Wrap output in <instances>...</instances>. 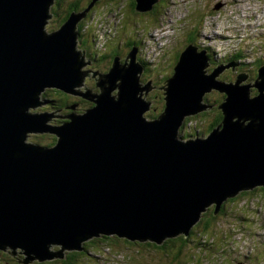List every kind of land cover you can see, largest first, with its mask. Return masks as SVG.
<instances>
[{
    "label": "water",
    "instance_id": "water-1",
    "mask_svg": "<svg viewBox=\"0 0 264 264\" xmlns=\"http://www.w3.org/2000/svg\"><path fill=\"white\" fill-rule=\"evenodd\" d=\"M103 1L48 32L56 0H0V250L22 264L63 259L103 236L157 245L188 237L210 207L217 214L241 191L264 187V66L254 83L245 73L220 81L238 65L210 71L207 50L191 43L159 88L162 114L147 120L155 87L141 81L137 46L108 72L90 71L97 92L80 89L92 61L79 50V26ZM159 1L135 0L136 11ZM48 89L94 105L52 124L53 114L31 111ZM213 90L225 95L222 122L206 138L183 140L185 118L214 108ZM44 133L56 143L27 141Z\"/></svg>",
    "mask_w": 264,
    "mask_h": 264
},
{
    "label": "rangeland",
    "instance_id": "rangeland-1",
    "mask_svg": "<svg viewBox=\"0 0 264 264\" xmlns=\"http://www.w3.org/2000/svg\"><path fill=\"white\" fill-rule=\"evenodd\" d=\"M72 1V0H68ZM79 1L80 4V9L84 8L88 4L90 0H75ZM189 0L186 1L185 5L187 4ZM196 1L199 6L192 7L188 11H185L184 9V3H182L181 0H177L176 2L180 7L177 8V10L171 8L170 11L174 12H169V5L170 4H165L163 8L160 9V11H163L162 15H160L159 18L164 16L167 11H168V16L167 19L168 21L165 23L163 22L162 26L159 27L157 30H155L154 34L157 37V40L160 43V49H163L164 51L168 52V57L162 62V63H155L152 65L157 66L156 68L153 69L152 76L150 77V80L153 81L151 85H153L152 92L149 93L148 98L153 102L152 109L145 114V118L148 120H153L148 118V114L154 110V113L158 114V116L162 113V102L160 104L158 103V96L156 94H159L160 92L162 97H163V90H160L159 88L163 87L165 84V78L166 80L172 76L173 74V68L177 59L178 54L184 50L185 46L187 45V41L190 37H193L196 33V41L199 42L200 37V27L203 25L202 33L210 35L213 37V35L208 31L206 28V25H212V21L209 22L210 18L207 16L206 20L204 21V15L210 13L213 10L212 4H216L218 1H224L226 0H193ZM238 1V0H235ZM240 3L239 5H234L227 3L223 4L224 11H219L217 10V18L215 22H217L218 30H225V34L227 36H233L231 47L230 48H225L226 50L223 51L224 54H227L230 52L233 54V57H238L240 58L242 55L244 56L245 51H240L239 49L243 46L244 44L242 41L246 40V37L248 36V41L246 45L249 47L248 55L244 59H233L231 61L228 60V57L226 58L227 61L225 62V65H229L231 63L237 64L236 68L234 71L229 72L231 75L230 78L231 81L236 79V76L238 77L240 74H243L241 72L242 70L239 69L240 66H243L244 69L246 70V73L251 74V76L255 77L256 71H252L254 69H257V65L261 64L262 61H259L258 56H264V41L260 35L261 31L254 32L253 34L248 33L247 30H250L251 25H255L256 23H264V0H258V2H255L254 0H249L247 2L241 3L242 0H239ZM115 3H121L123 4L120 9L121 12L124 11V17H123V22H122V28L115 25L116 18L119 19L118 12L112 13V14H106V11L108 10V6L106 5L109 2H103V3H97L96 6V16L95 18L91 21L92 23H95L97 19H99L101 22H99V27L101 30H110L113 31L114 34H117L119 31V35L113 42V45L111 44L110 46H106L105 51L107 50V53L109 55H114L115 48L117 45H123L126 44V41L130 40V37L133 38L132 40H136L138 38V35H141L143 31H148L150 29H153L157 27L160 22L162 21H155V16L153 18L151 17H140L135 10H133V6L130 4L131 0H120V1H114ZM114 2L110 5L111 7H115ZM163 3V2H162ZM164 4V3H163ZM178 5H175L177 7ZM225 5H229L230 8H228ZM86 8V7H85ZM84 8V9H85ZM132 8V9H131ZM83 9V10H84ZM158 9V8H157ZM69 7L67 6H61L60 9L55 13L54 10L52 9L54 16L53 18L48 22V25L46 27V30L48 32L54 31L58 29L59 23L61 16L65 14L67 11H69ZM93 11V12H92ZM91 13L92 15L95 13V10L92 9ZM221 12V15H220ZM90 13V14H91ZM178 13V14H176ZM182 14L185 15V22L183 24V30H180L181 27V18ZM59 21V23H58ZM255 21V22H253ZM86 22V20H85ZM94 28V25L92 26ZM172 28H174L175 32L173 33ZM92 30V29H91ZM180 30V31H179ZM179 31V33H178ZM89 33V32H88ZM178 34V35H177ZM202 35V34H201ZM167 36H170V38H167ZM178 36L175 44H170V41L175 37ZM84 37V34H83ZM88 41H90L89 36H85ZM216 37V35H215ZM131 40V41H132ZM163 40V41H162ZM174 40V41H175ZM216 41L218 39L216 38ZM211 41H207V44L209 45ZM225 43V41H223ZM215 44L214 42H211ZM174 45V46H173ZM89 46H92V51H95V48L97 45L93 46L91 42H89ZM242 47V48H243ZM218 48H220L218 46ZM150 48V42L143 48V50H146ZM159 49V51H160ZM98 54H102L104 49L98 50ZM157 51V53H159ZM212 51V50H211ZM113 56L111 58H107L104 61L106 62L104 65H101L97 63L98 65L94 66V64H90L88 66V72H87V77H85L84 83L80 86L81 90H85L87 88L92 89L94 92H97L98 89L96 88V80L94 79L92 73L90 72L91 68L95 69V71H104L108 72L109 68L111 67ZM150 61L151 59L148 58ZM240 61L246 62L249 66H253L251 69L245 66V65H240ZM150 71V70H149ZM147 71V72H149ZM90 72V74H89ZM228 72V71H227ZM226 71L221 74L219 79L217 80L222 81L223 79L226 80V76H228V73ZM245 73V74H246ZM150 76V72L148 73ZM252 78V80L254 79ZM142 82L147 83L151 81H144L142 77ZM254 83V82H252ZM86 84V85H84ZM84 85V86H83ZM49 90V89H48ZM45 92L46 95H42L41 101L44 102V105L37 108V109H32L31 111L33 112H46L49 114H53V119L51 121L52 124H58L56 123L57 121H53L55 117H61L60 111L51 109L48 107V102L46 100L48 99H54L56 100L57 94H55L52 91ZM44 93V94H45ZM253 94H256V90L253 91ZM62 96V95H61ZM60 97V96H59ZM63 97V96H62ZM73 99H77L72 97ZM206 99L209 100V102L212 103H220L223 101V94L217 90H213L211 93L206 95ZM46 101V102H45ZM47 106V107H46ZM51 112H48L50 111ZM213 112V111H212ZM55 113V115H54ZM157 116V117H158ZM212 113H202V115H197L196 117H189L185 121V124L183 128L180 131V136H182L183 140H190V139H195L198 137L204 138L209 134L208 131V125L210 124L212 118H213ZM156 117V118H157ZM202 134V135H200ZM181 138V137H180ZM28 142L31 143H36L42 146H52V144L55 142L54 135L52 134H30V136L27 139ZM257 189V188H256ZM259 193V191H258ZM256 193L252 196H247L243 197V199H240L238 201H233L231 203L230 199L229 201L225 202V210L222 211V214L220 210L217 212L216 215H218L219 220L217 223V226L215 229H213L211 232V235L213 237L208 238L209 245L211 244L212 248L208 246L206 248L201 245H197V241H200L201 238L199 236L194 235L193 239H191V242L188 244V247L186 248V251L184 253L183 258L185 261H188L187 264H193L192 259L193 256H195V261L196 259L198 260V263L202 261L203 264H225L223 261L224 257L223 255H220V253L225 254V252H231L233 255H235L236 261H242L245 262V256L243 253H246L245 255H249L250 257H260L261 258V264H264V197H261L262 195H258ZM264 196V195H263ZM253 197V198H252ZM251 198V199H249ZM235 202V203H234ZM213 208V206L211 207ZM202 219V218H201ZM201 221V220H200ZM199 221V222H200ZM233 228V229H231ZM235 230V231H234ZM234 231L233 233H231ZM246 233H250L251 237L249 239L246 238ZM106 237V236H105ZM96 238H92L87 240L85 243L82 244V247L84 248L83 251H78L75 250L73 252L77 253H85L87 252L90 255L97 256L99 259H94L90 256H83L82 259L86 261V263H91V264H102L103 262L102 254L100 253V249H102V245H99L98 242L92 243V246H86L85 244L90 242L91 240H94ZM120 244L117 246H107L104 248L105 251H117V252H126L129 254V256L134 259L135 263L132 262L131 264H171V260L167 255L162 253L161 251H151L149 249L148 254L142 252H137L136 247L127 245L125 242V238H120ZM205 239V238H204ZM212 239V240H211ZM124 240V241H123ZM212 241V242H211ZM227 241V242H226ZM226 242V243H225ZM123 243V244H122ZM53 251L58 250V247L51 246ZM103 250V251H104ZM208 250V251H207ZM213 250V251H210ZM151 251V252H150ZM207 251V254L205 255L204 252ZM11 251L10 250H0V264H11L12 262L8 257H5V255L10 256L14 260L18 261L17 258L15 259L14 256L10 255ZM68 253V252H67ZM67 253L65 255V258L67 256ZM107 255V254H106ZM226 255V254H225ZM18 258L23 259V256L18 253ZM227 256V255H226ZM231 256V255H230ZM63 258V260L65 259ZM121 261L125 259V255L120 256ZM222 259V260H221ZM55 260H62V259H55ZM55 260H50L49 262L55 261ZM227 260V259H226ZM10 261V262H8ZM163 263H161V262ZM260 261V259H259ZM2 262V263H1ZM85 263V264H86ZM251 263L250 260L247 259V263ZM22 264V263H20ZM107 264V262L105 263ZM236 264V263H234Z\"/></svg>",
    "mask_w": 264,
    "mask_h": 264
},
{
    "label": "trees",
    "instance_id": "trees-1",
    "mask_svg": "<svg viewBox=\"0 0 264 264\" xmlns=\"http://www.w3.org/2000/svg\"><path fill=\"white\" fill-rule=\"evenodd\" d=\"M72 1H74V3H73L72 6H70L69 12L63 14V16H61V18H59L60 19V23H64V21H66L68 19L69 15L72 13V11H77V9H80L79 1H75V0H72ZM114 1H120V0H104V2H109L108 4H106L107 6L109 4L111 5ZM69 2H71V1H68V0H57L56 5L53 6L52 9L56 13L60 9L61 6H63V5L66 6V3H69ZM100 3H102V2H99V4ZM114 4H115V7H111L110 8V5L108 6V8H107L108 10L106 11V14L115 13V12H117V10H115V8L118 9V8H120L122 6L121 3H115L114 2ZM165 4H170V3L167 2V0H161V3L158 5V7H157L158 9L156 10V13H155V21L156 20L158 21V19H161L159 17H160V15H162L163 11H160V9L163 8L165 6ZM87 5H86V7H87ZM135 5H136L135 4V0H133V4H132L133 10H135V12H137L136 8H135ZM96 8L93 9V10H96ZM124 11H125V8H124ZM124 11H122V14H123L122 20H123V17H124ZM147 14H149V13H144V14L143 13H139L138 15L140 17L144 18ZM147 16H149V15H147ZM92 20H93V15L91 13L86 18V22L87 23H91ZM58 23H59V21H58ZM117 26L119 27L120 24H118ZM83 27L84 26L82 24H80L79 30H78L79 31V43H78L79 44L78 45L79 50L80 51H87L88 50L86 52L87 53V57H89V59H91V61L94 64V66L98 65L97 63H99V62H100L99 64L104 65L106 63L104 61V59H107L108 55H109V54L107 55V50H106V54L105 55H102L101 57H97L95 52L92 51V48L88 49L89 41H87V39H85L83 37L84 31H85ZM105 33L107 34L108 32H105ZM138 43L139 42H137V41H133V42H130L129 44H130V47H131V46H134L135 44H138ZM191 43L197 45L196 33H195V35L193 37H190L188 39L187 45H189ZM118 46H116V48H115V51H117V52L114 53L113 59H114L115 55L118 53V50L120 48ZM179 55H178V57H179ZM178 57H177L176 61L178 60ZM112 61H110V62L112 63ZM141 62L145 66V71L144 72H147V71L150 70L149 71L150 72V76L148 74L147 75L146 74L143 75L144 81H148V80H150V77L152 76L153 70H152L151 66L149 65V63H147L144 59H142ZM262 65H264V64H262ZM217 66H218L217 63L213 64V67H217ZM249 68L251 69L252 67L249 66L248 69ZM241 72L244 73V72H246V70H242ZM102 73H106V72L102 71ZM256 76H257V74H255V77ZM164 80H166V78ZM222 81L227 82V83L233 82V81H231L230 78H228L226 80L223 79ZM48 91H52L55 94H57V97H54V98H56V100H54V99L46 100L48 102V106L51 109L57 110L58 108L64 107L65 103H69V100H66V99H64L62 97H59L61 95H64L63 94L64 92H61L59 90H54V89H49ZM161 93L162 92H160L159 94H156V96H158V98H157L158 99V103L157 104H160V102H162V111H163V109H164V100H163V97H162ZM256 93H257V91H256ZM43 95H46V93L43 94ZM255 95L256 94H253V91H252V96H255ZM64 96H66V95H64ZM66 97H69V96H66ZM223 98H225V95H223ZM147 99H148V101H151V100H149V98H147ZM206 101H207V103L209 105H214V107L217 108V109H214L213 112L211 110L207 111V112H204L205 114L206 113H212L214 115L212 120H211V122H210V124L207 126L208 127V131L211 132L214 128H216L222 122V119H223L222 113H221V110L218 107L221 102L220 103H215V104L212 103L211 104L208 99H206ZM88 105H90V107H92L94 104L92 102L91 103L88 102ZM199 115H202V113L199 114ZM147 116H148L149 119H155L158 116V114L154 113V110H153ZM60 124H61V122H60ZM54 139H55V142L52 145H54L56 143V137L55 136H54ZM258 191H259V193H258ZM256 193H258V195L259 194L262 195L261 197H264L263 196L264 195V187H257V189L254 188V189H251V190L241 191L238 194L237 197L230 199V201L232 203L233 201H238L240 199H243V197H247V196L249 197V196H252V195H254V197H255V196H257V195H255ZM249 199H251V198H249ZM225 205H226V203L220 209L221 214H222V211L225 210L224 209ZM215 209H216L215 206H213V208H209L208 209V211L203 215V218L201 219V221L192 229L191 235L189 237H185L184 235H180V236H178V237H176L174 239L166 240L162 245H157V244L151 243V242H146V243L131 242L129 240H125V242H123V243H127V245H130V246L138 248L137 252H139V253L144 251V253L148 254L149 249H151V251H154V250L155 251H161L162 253H164L165 255H167L169 257V259L171 260V264H187L188 261H185L183 256H184V253L186 251V248L188 247V244L191 242V239H193L194 235L199 236V238H201L200 241H197V245L198 246L203 244V246L205 247V250H206V248H208V246H207V245H209L208 244L209 243L208 238L213 237L211 235V233H212L211 231L216 228L218 220H219L218 215L215 214ZM250 237H251V234L247 235V233H246V238L249 239ZM120 241H121V239L119 237H117V236H107V237L103 236V237L96 238V239L91 240L90 242L86 243L85 247L86 246L94 247L92 245V243L98 242L99 245H102V249H100V251L101 252H105L103 250L106 247V245L107 246H111V248H113L112 246H114V245L117 246L118 244H120ZM209 247L212 248L211 244L209 245ZM207 251L204 252L205 255L207 254ZM210 251H212V250H210ZM109 255L110 256L106 257V258H108L111 261V264L112 263H114V264H131L132 262L135 263L134 259H132L133 257L131 258L129 256V254L126 253V252L123 253L121 251L117 252V251L113 250V251L110 252ZM122 255H125V259L123 261H121V259H118ZM83 256H87V252L80 253V254L77 253V252H69V253H67V256H66V258L64 260L63 259L62 260H55V261H52V262L47 261V262H43V263H40V262L36 261V262H34L32 264H85L86 261H84L82 259ZM5 257H8L10 259V261L12 262L11 264H20L19 260L16 261V260H14L13 258H11L10 256H7V255H5ZM195 258H196L195 256L192 257V259L194 260V261H192L193 264H203L202 261H200L198 263L197 259L195 261ZM98 259H99V257H98ZM103 259H104V257H103ZM10 261H8V262H10ZM101 263L105 264L106 262L103 260V262H101ZM161 263H163V262H161ZM86 264H91V263H86Z\"/></svg>",
    "mask_w": 264,
    "mask_h": 264
},
{
    "label": "flooded vegetation",
    "instance_id": "flooded-vegetation-1",
    "mask_svg": "<svg viewBox=\"0 0 264 264\" xmlns=\"http://www.w3.org/2000/svg\"><path fill=\"white\" fill-rule=\"evenodd\" d=\"M247 1H249V0H242L241 1V3H243V2H247ZM56 3H57V0H56ZM56 3H55V5H56ZM73 3H74V1H71V2H69V3H66V6L67 7H69V9H70V6H72L73 5ZM238 3H240V1L238 0L237 2H236V4H234V5H239ZM130 4L132 5L133 4V0H131V2H130ZM54 5V6H55ZM159 5V4H158ZM158 5H156L155 6V8H154V10L152 11V12H150L149 14H147V15H149V17H151V18H153V16H155V13H156V10H157V7H158ZM79 7H80V5H79ZM86 6H84V8H85ZM97 6H95L94 7V9L96 8ZM83 8V9H84ZM82 8L81 9H77V11H81V10H83ZM69 11H67L66 13H68ZM95 12H97V10H95ZM145 16V17H148V16ZM65 22V21H64ZM82 23V22H81ZM80 23V24H81ZM63 23H60V25H59V27L62 25ZM58 27V28H59ZM84 38L86 39V37L84 36ZM215 38H217V39H219V38H221L220 36H218V35H216V37ZM118 46V45H117ZM118 47H120L119 48V50H118V53L117 54H120L122 57H125L127 54H128V52H129V43H127V44H125V45H123V46H121V45H119ZM92 48V46H89L88 47V49H91ZM208 50V52H209V54L210 53H212V51H211V49H207ZM88 51V50H87ZM115 52H117V51H115ZM120 52V53H119ZM113 55H108V58H111ZM210 58H211V60H213L212 59V57L210 56ZM229 58V57H228ZM86 60H90L91 61V59H89V57H87L86 58ZM105 60V59H104ZM100 63V62H99ZM93 64V63H92ZM89 66V65H88ZM88 66L86 67V70L87 69H89L88 68ZM111 68V67H110ZM109 68V69H110ZM239 69H241V70H243L244 69V67L243 66H240L239 67ZM91 70V72H93V71H95V69H90ZM228 71V72H227ZM227 73H228V76H226L225 78L226 79H228L227 77H230L231 75L229 74V72H231L232 73V71H234V69L232 70V69H227ZM100 72H102V71H100ZM145 74L147 75L148 74V72H145ZM144 74V75H145ZM249 75V79H248V83H250V82H253L254 80H255V78L253 77V76H251V74H248ZM145 77V76H144ZM252 78H254L253 80H252ZM232 81H235V80H232ZM153 82V81H152ZM86 85V84H85ZM153 86V85H152ZM253 91H255V89H253ZM64 95H66V96H69V97H66V96H64V95H62V96H60V97H62V98H64V99H66V100H69V103H65L64 104V107H61V108H58L57 109V111H60V112H62V113H60V115H61V117L59 116V117H55V119L53 120V121H58L57 123H58V125L60 124V122L61 123H63V122H65L66 121V116L67 115H69V114H71V113H82L83 111H85L86 109H88L89 107H90V105H88V102L89 103H91L90 101H88V100H85L84 98H82V97H80V96H77V95H68V94H66V93H63ZM72 97H74V98H77V99H73ZM213 104H215V103H213ZM47 107V106H46ZM49 107V106H48ZM214 109H217V108H213L211 111H213ZM48 112H51V109H50V111H48ZM54 115H55V113H54ZM200 135H202V134H200ZM218 215H220V214H218ZM231 229H233V228H231ZM235 231V230H234ZM234 231H232L231 233H233ZM264 245V244H263ZM212 247V246H211ZM213 251V250H212ZM233 252V251H232ZM231 252V250L229 251V252H225V254L227 255H225V254H223V253H220V255H223V257H224V259H223V261L225 262V264H234V263H236V264H243V263H241V261H236V259L234 258L235 257V255H233V253ZM246 253H243V255L245 256V262L247 263V259L248 260H250L251 261V263H249V264H261V258L260 257H250L249 255H245ZM231 255V256H230ZM234 256V257H233ZM227 259V260H226ZM259 259H260V261H259ZM222 260V259H221Z\"/></svg>",
    "mask_w": 264,
    "mask_h": 264
},
{
    "label": "bare ground",
    "instance_id": "bare-ground-1",
    "mask_svg": "<svg viewBox=\"0 0 264 264\" xmlns=\"http://www.w3.org/2000/svg\"><path fill=\"white\" fill-rule=\"evenodd\" d=\"M95 13H96V12H95ZM162 41H163V40H162ZM202 50H207V49L202 48ZM207 52H208V50H207ZM208 53H209V52H208ZM141 81H142V79H141ZM148 112H149V111H148ZM161 114H162V113H161ZM161 114H160V115H161ZM160 115H159V116H160ZM189 117H190V116H188V117L185 118L184 123H183V125L181 126V129L183 128V126H184V124H185V121H186L187 118H189ZM144 118H145V114H144ZM145 119H146V118H145ZM155 119H156V118H155ZM147 120H148V119H147ZM150 121H151V120H150ZM181 129H180V131H181ZM214 129H215V128H214ZM210 133H211V132H209V134H210ZM179 134H180V133H179ZM209 134H208V135H209ZM208 135H207V136H208ZM207 136H206V137H207ZM206 137H204V138H206ZM198 138H201V137H198ZM195 139H197V138H195ZM185 141H186V140H185ZM256 188H257V187H256ZM237 196H238V195H237ZM237 196H236V197H237ZM234 198H235V197H234ZM229 199H232V198H229ZM229 199H228L227 201H229ZM227 201H225V202H227ZM225 202L223 203V205L225 204ZM223 205H222V206H223ZM222 206H221V208H222ZM215 207H216V206H215ZM210 208H211V207H210ZM207 211H208V210H207ZM207 211H206V212H207ZM206 212H205V213H206ZM205 213H203V215H204ZM203 215H202L201 218H203ZM200 220H201V219H200ZM198 223H199V222H198ZM198 223H197V224H198ZM197 224H196V225H197ZM196 225H194L193 228H194ZM131 242H133V241H131ZM55 247H56V246H55ZM6 250H10V248H7ZM4 251H5V250H4ZM57 251H59V249L56 250L55 252H57ZM66 253H67V252H65V255H66ZM64 258H65V257H64Z\"/></svg>",
    "mask_w": 264,
    "mask_h": 264
},
{
    "label": "built area",
    "instance_id": "built-area-1",
    "mask_svg": "<svg viewBox=\"0 0 264 264\" xmlns=\"http://www.w3.org/2000/svg\"><path fill=\"white\" fill-rule=\"evenodd\" d=\"M116 19H117V18H116ZM99 22H101L100 17H99V19H97V20L95 21V23L97 24V23H99ZM114 23H116V22H114Z\"/></svg>",
    "mask_w": 264,
    "mask_h": 264
}]
</instances>
